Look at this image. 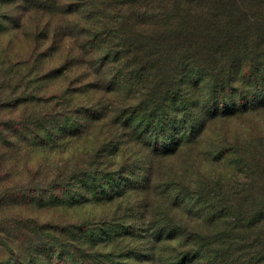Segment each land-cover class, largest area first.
<instances>
[{
	"label": "trees",
	"instance_id": "1",
	"mask_svg": "<svg viewBox=\"0 0 264 264\" xmlns=\"http://www.w3.org/2000/svg\"><path fill=\"white\" fill-rule=\"evenodd\" d=\"M263 124L264 0H0V262L264 264Z\"/></svg>",
	"mask_w": 264,
	"mask_h": 264
},
{
	"label": "rangeland",
	"instance_id": "2",
	"mask_svg": "<svg viewBox=\"0 0 264 264\" xmlns=\"http://www.w3.org/2000/svg\"><path fill=\"white\" fill-rule=\"evenodd\" d=\"M246 121H242L239 123H228L225 125L226 132L231 137H242L244 135H241L240 130L241 126H245ZM264 125V124H263ZM253 126H256V123L253 122ZM23 183L25 184L27 181V178H23ZM36 182H39V180H36ZM15 184H11V186H14ZM89 210L85 209L84 213H65V212H52V211H41V212H33L31 213L34 217H37L39 220L44 222H52V223H67V222H74L80 220L83 215H89ZM99 210H95L94 214H98ZM5 214V213H4ZM126 227H129L125 233V237L120 240V242H117L121 245V251L119 248V251H117L118 256H111V260L114 262H123V264H140V259H142L145 250L147 249L146 243L147 241L140 239V229L139 226L133 227L130 226L128 223H124ZM114 246V243L112 244ZM4 250L0 249V252L2 253ZM46 252V251H45ZM6 253V252H4ZM36 253H42V251H36ZM55 254L54 256H48V253L46 255L41 256L38 258V264H66V256ZM12 258L13 255H10ZM50 257V258H49ZM126 259L123 261V259ZM3 259L7 260V256H4ZM24 260V258L21 259V261ZM68 261V260H67ZM15 261L12 260L11 264H14ZM0 264H4L3 262H0Z\"/></svg>",
	"mask_w": 264,
	"mask_h": 264
}]
</instances>
